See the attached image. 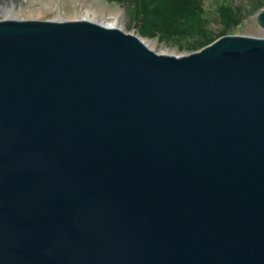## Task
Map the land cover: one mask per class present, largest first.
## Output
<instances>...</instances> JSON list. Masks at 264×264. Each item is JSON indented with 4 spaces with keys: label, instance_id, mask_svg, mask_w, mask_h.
<instances>
[{
    "label": "water",
    "instance_id": "95a60500",
    "mask_svg": "<svg viewBox=\"0 0 264 264\" xmlns=\"http://www.w3.org/2000/svg\"><path fill=\"white\" fill-rule=\"evenodd\" d=\"M0 264H264V38L1 19Z\"/></svg>",
    "mask_w": 264,
    "mask_h": 264
},
{
    "label": "rangeland",
    "instance_id": "374dc122",
    "mask_svg": "<svg viewBox=\"0 0 264 264\" xmlns=\"http://www.w3.org/2000/svg\"><path fill=\"white\" fill-rule=\"evenodd\" d=\"M205 14L208 18V38L219 34L226 21L219 14V6L224 4L232 9L237 21L234 24V34L263 37L264 30L258 25L256 16L264 8V0H202ZM45 19V20H75L91 19V21L111 23L126 33L136 34L137 23L131 21L125 11V2L109 0H0L1 19ZM140 38L149 48L157 53L185 55L198 51L203 44L210 41L201 37H191L186 41L165 43L155 37Z\"/></svg>",
    "mask_w": 264,
    "mask_h": 264
},
{
    "label": "trees",
    "instance_id": "16d2710c",
    "mask_svg": "<svg viewBox=\"0 0 264 264\" xmlns=\"http://www.w3.org/2000/svg\"><path fill=\"white\" fill-rule=\"evenodd\" d=\"M125 2V11L131 21H136L137 31L142 37H155L158 41L175 43L191 37L208 38V18L202 0H109ZM263 0H259L261 3ZM264 7V6H263ZM227 23L210 44L223 35L234 34L237 21L229 6L221 4L218 10ZM207 39V40H208Z\"/></svg>",
    "mask_w": 264,
    "mask_h": 264
},
{
    "label": "bare ground",
    "instance_id": "6f19581e",
    "mask_svg": "<svg viewBox=\"0 0 264 264\" xmlns=\"http://www.w3.org/2000/svg\"><path fill=\"white\" fill-rule=\"evenodd\" d=\"M82 20V19H81ZM87 20V19H86ZM88 20H90L91 21V19H88ZM104 25H106V26H110V27H114L115 25H113V24H111V23H107V24H104Z\"/></svg>",
    "mask_w": 264,
    "mask_h": 264
}]
</instances>
